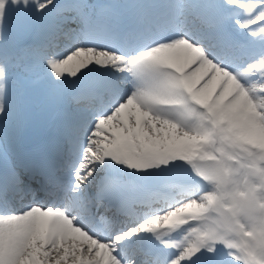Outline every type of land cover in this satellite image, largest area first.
Returning a JSON list of instances; mask_svg holds the SVG:
<instances>
[{"label": "snow or ice", "instance_id": "obj_1", "mask_svg": "<svg viewBox=\"0 0 264 264\" xmlns=\"http://www.w3.org/2000/svg\"><path fill=\"white\" fill-rule=\"evenodd\" d=\"M0 264H264V0H0Z\"/></svg>", "mask_w": 264, "mask_h": 264}]
</instances>
